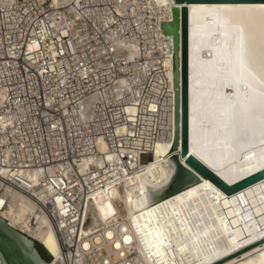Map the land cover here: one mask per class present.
Listing matches in <instances>:
<instances>
[{
	"label": "built area",
	"instance_id": "2783aa9c",
	"mask_svg": "<svg viewBox=\"0 0 264 264\" xmlns=\"http://www.w3.org/2000/svg\"><path fill=\"white\" fill-rule=\"evenodd\" d=\"M121 3L0 0V216L24 200L33 212L13 228L45 217L59 242L48 264H140L122 213L93 226L91 202L170 139L172 46L166 16Z\"/></svg>",
	"mask_w": 264,
	"mask_h": 264
},
{
	"label": "bare ground",
	"instance_id": "6f19581e",
	"mask_svg": "<svg viewBox=\"0 0 264 264\" xmlns=\"http://www.w3.org/2000/svg\"><path fill=\"white\" fill-rule=\"evenodd\" d=\"M75 1L51 4L67 7ZM120 6L138 16H144L138 9L166 16L164 23L173 22L174 6L183 7L174 0H122ZM187 6L189 150L233 184L264 168V3ZM165 36L172 46L174 84V41ZM172 121L170 139L158 142L149 163L120 187L93 197V226L109 223L119 210L129 230L123 242L135 246L140 264H185V258L195 264H264V180L228 196L202 179L165 197L176 172L175 108ZM99 150L111 159L104 143ZM33 209L20 200L1 216L19 228ZM38 218L37 228L21 231L42 244L52 230L58 257L54 229Z\"/></svg>",
	"mask_w": 264,
	"mask_h": 264
},
{
	"label": "water",
	"instance_id": "95a60500",
	"mask_svg": "<svg viewBox=\"0 0 264 264\" xmlns=\"http://www.w3.org/2000/svg\"><path fill=\"white\" fill-rule=\"evenodd\" d=\"M182 4L181 9H172L173 22L164 23L165 35L174 41V92H175V135L172 146L173 162L176 166L175 176L165 197L172 196L202 179L211 181L225 194L233 195L257 182L264 180V168L233 184H228L214 171L204 165L189 150V10L192 3L197 4H251L264 3V0H174ZM181 58L178 59V51ZM184 160L185 164L181 162ZM33 240L10 226L0 216V263L1 264H48L57 254L52 230L40 244L47 256L43 258Z\"/></svg>",
	"mask_w": 264,
	"mask_h": 264
},
{
	"label": "trees",
	"instance_id": "16d2710c",
	"mask_svg": "<svg viewBox=\"0 0 264 264\" xmlns=\"http://www.w3.org/2000/svg\"><path fill=\"white\" fill-rule=\"evenodd\" d=\"M36 247L38 249V251L41 253V255L43 256V258L47 259L46 253L43 249V247L40 244H36Z\"/></svg>",
	"mask_w": 264,
	"mask_h": 264
},
{
	"label": "rangeland",
	"instance_id": "374dc122",
	"mask_svg": "<svg viewBox=\"0 0 264 264\" xmlns=\"http://www.w3.org/2000/svg\"><path fill=\"white\" fill-rule=\"evenodd\" d=\"M47 1H50L51 2V0H47ZM148 160H149V157L147 156V155H142L141 156V158H140V162L142 163V164H146L147 162H148ZM36 241V240H35ZM41 244V243H40Z\"/></svg>",
	"mask_w": 264,
	"mask_h": 264
}]
</instances>
